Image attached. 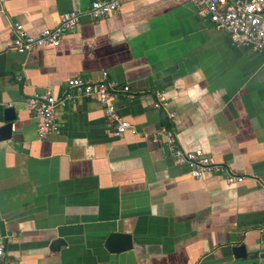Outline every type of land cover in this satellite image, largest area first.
<instances>
[{
    "label": "crops",
    "instance_id": "1",
    "mask_svg": "<svg viewBox=\"0 0 264 264\" xmlns=\"http://www.w3.org/2000/svg\"><path fill=\"white\" fill-rule=\"evenodd\" d=\"M94 1L111 0L0 2V127L5 108L17 117L0 142L6 261L264 264V51L232 44L190 0H119L98 21L87 14ZM70 11L84 15L59 47L11 48L15 22L37 35ZM105 72L137 94L115 101L137 133L116 136L98 101L77 98L57 108L58 131L38 137L28 105L35 92L62 97L68 79ZM158 91L165 110L154 107ZM163 126L244 181L192 178L153 140ZM112 233L131 235L132 248L109 251Z\"/></svg>",
    "mask_w": 264,
    "mask_h": 264
},
{
    "label": "built area",
    "instance_id": "2",
    "mask_svg": "<svg viewBox=\"0 0 264 264\" xmlns=\"http://www.w3.org/2000/svg\"><path fill=\"white\" fill-rule=\"evenodd\" d=\"M8 0H0L5 2ZM199 11L204 14L213 25L229 34L232 44L249 48L252 51H264V0H190ZM120 8L119 0L94 1L87 14L95 21L116 13ZM81 11H70L61 15L59 23L53 28H45L37 35L30 34L20 22L13 24L11 48L20 54H27L37 48H57L62 44L67 32L78 28L83 16ZM136 93L128 85L117 87L109 80L105 72L98 81L82 78H70L66 83V90L62 97H57L51 90L35 92L28 100V105L37 119V134L39 138H46L59 129L56 111L59 106H65L67 101L77 98H90L98 101L104 109L105 115L115 122L114 134L122 136L131 131L137 133L133 125L122 119L116 110L115 101L120 96L135 99ZM154 107L167 108V98L164 92L155 94ZM172 120L174 113H167ZM153 140L162 142L176 164L187 169L189 175L195 179L214 174L223 177L229 184L244 181L245 177L236 175L227 165L217 162L202 149L189 150L182 147L177 133L170 126H163L153 135ZM264 234V226L261 228ZM0 264H11L6 261L4 243L0 241Z\"/></svg>",
    "mask_w": 264,
    "mask_h": 264
},
{
    "label": "water",
    "instance_id": "3",
    "mask_svg": "<svg viewBox=\"0 0 264 264\" xmlns=\"http://www.w3.org/2000/svg\"><path fill=\"white\" fill-rule=\"evenodd\" d=\"M13 107L4 109V125L0 127V142L9 140L13 133V124L16 120V113ZM107 249L111 252H124L132 248L131 235L112 233L107 240ZM234 252L239 257L246 256V248L243 245L234 247Z\"/></svg>",
    "mask_w": 264,
    "mask_h": 264
}]
</instances>
